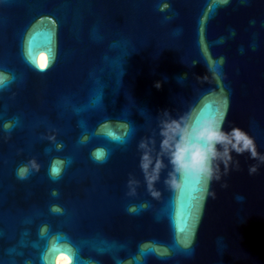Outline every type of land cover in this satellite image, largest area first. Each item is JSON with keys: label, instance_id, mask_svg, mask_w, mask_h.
Wrapping results in <instances>:
<instances>
[{"label": "water", "instance_id": "water-1", "mask_svg": "<svg viewBox=\"0 0 264 264\" xmlns=\"http://www.w3.org/2000/svg\"><path fill=\"white\" fill-rule=\"evenodd\" d=\"M0 76V264H264V0H0Z\"/></svg>", "mask_w": 264, "mask_h": 264}, {"label": "snow or ice", "instance_id": "snow-or-ice-1", "mask_svg": "<svg viewBox=\"0 0 264 264\" xmlns=\"http://www.w3.org/2000/svg\"><path fill=\"white\" fill-rule=\"evenodd\" d=\"M3 79H5V78L3 76H0V81H2ZM97 155L99 156V154H97ZM53 171H55V169ZM20 173L21 174H25V170L24 169H21L20 170Z\"/></svg>", "mask_w": 264, "mask_h": 264}, {"label": "clouds", "instance_id": "clouds-1", "mask_svg": "<svg viewBox=\"0 0 264 264\" xmlns=\"http://www.w3.org/2000/svg\"><path fill=\"white\" fill-rule=\"evenodd\" d=\"M41 67H43V65H41ZM18 176H19L20 178H23V177H24V174H21L20 171H19V172H18Z\"/></svg>", "mask_w": 264, "mask_h": 264}]
</instances>
